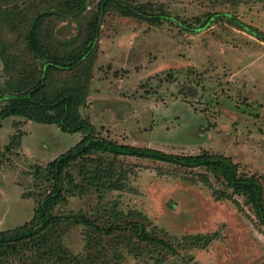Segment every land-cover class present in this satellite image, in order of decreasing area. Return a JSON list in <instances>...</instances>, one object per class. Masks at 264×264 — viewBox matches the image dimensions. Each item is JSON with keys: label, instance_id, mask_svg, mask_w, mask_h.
Segmentation results:
<instances>
[{"label": "rangeland", "instance_id": "1", "mask_svg": "<svg viewBox=\"0 0 264 264\" xmlns=\"http://www.w3.org/2000/svg\"><path fill=\"white\" fill-rule=\"evenodd\" d=\"M160 1L182 19L222 10L264 33L261 0L238 5ZM96 2L89 0L77 19L55 22L56 38L78 39ZM19 32L12 27L6 35L8 57L20 51L14 45ZM95 50L78 113L98 136L170 153L208 150L230 157L238 174L258 175L264 183L263 40L238 28L229 16L187 31L174 21L153 25L110 11L102 17ZM13 73L0 59V109L6 102V80L16 78ZM67 74L53 72L49 85L58 91L74 81L84 85L85 75ZM83 134L22 115L0 117V229L30 220L52 183L37 178L34 166L46 165ZM66 173L64 199L55 204L54 213L86 215L100 224L120 218L145 222L176 251L145 243L130 249L104 236L110 253L104 264H264V226L246 196L233 193L238 204L223 196L221 190L232 193V188L204 166L94 151L71 162ZM52 231L69 251L88 253L94 233L85 225L62 221Z\"/></svg>", "mask_w": 264, "mask_h": 264}, {"label": "trees", "instance_id": "2", "mask_svg": "<svg viewBox=\"0 0 264 264\" xmlns=\"http://www.w3.org/2000/svg\"><path fill=\"white\" fill-rule=\"evenodd\" d=\"M212 1L214 4L238 5L248 0ZM88 5L89 0H0V59L8 73L14 72L16 76L14 78L10 74V80H6L8 92L3 94L6 102L1 106L0 117L22 115L39 123H54L66 132H84L77 143L56 155L46 165L34 166L37 178L44 177L52 183L38 198L30 220L12 228L0 229V264H104L102 259L110 255L102 241L104 236L108 237L107 241L114 239L125 242L130 249L140 248L145 243L164 247L170 253L176 252L171 243L152 234L145 222L120 218L116 223L100 224L86 215L54 213L55 204L64 199L66 168L71 162L87 157L94 151L147 157L181 166H204L215 176H221L232 188V193L221 190L223 196L233 199L236 204L238 202L233 193L246 196L258 221L264 226V183L258 175L238 174L237 163L230 157L208 150L179 154L146 146L115 144L98 136L91 122L84 120L78 113V106L87 95L86 82L100 38L101 20L110 11L153 25L161 24L164 20L174 21L187 31H199L222 16H229L238 28L263 41L264 33L236 14L222 10L182 19L171 14L160 0H97L80 27L81 36L78 39H57L53 29L55 22L65 20L68 16L77 19ZM12 27L21 30L19 39L14 42L20 51L8 57L10 42L6 35ZM22 55L25 56L23 59ZM82 68L84 71H81ZM55 71L68 72L67 75H85L84 85L74 81L58 91L48 81ZM5 149L10 150L9 144ZM203 176L207 180V176ZM62 221L83 224L94 233L88 238V253H73L54 236L52 230ZM201 237L206 238L205 241L211 239L207 235ZM93 245L100 247L94 248Z\"/></svg>", "mask_w": 264, "mask_h": 264}, {"label": "crops", "instance_id": "3", "mask_svg": "<svg viewBox=\"0 0 264 264\" xmlns=\"http://www.w3.org/2000/svg\"><path fill=\"white\" fill-rule=\"evenodd\" d=\"M263 106V105H262ZM262 106H261V109H262Z\"/></svg>", "mask_w": 264, "mask_h": 264}]
</instances>
